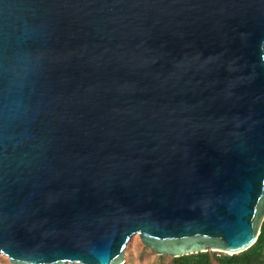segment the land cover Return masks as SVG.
I'll use <instances>...</instances> for the list:
<instances>
[{"label":"water","instance_id":"95a60500","mask_svg":"<svg viewBox=\"0 0 264 264\" xmlns=\"http://www.w3.org/2000/svg\"><path fill=\"white\" fill-rule=\"evenodd\" d=\"M263 218L264 0H0L9 264L234 254Z\"/></svg>","mask_w":264,"mask_h":264},{"label":"trees","instance_id":"16d2710c","mask_svg":"<svg viewBox=\"0 0 264 264\" xmlns=\"http://www.w3.org/2000/svg\"><path fill=\"white\" fill-rule=\"evenodd\" d=\"M168 258L171 264H264V218L255 241L241 252L226 254L207 250Z\"/></svg>","mask_w":264,"mask_h":264},{"label":"rangeland","instance_id":"374dc122","mask_svg":"<svg viewBox=\"0 0 264 264\" xmlns=\"http://www.w3.org/2000/svg\"><path fill=\"white\" fill-rule=\"evenodd\" d=\"M158 256L160 255H156L144 247L138 237L133 235L125 245L123 264H171L168 256L163 255L160 258ZM0 264H9V262L0 255Z\"/></svg>","mask_w":264,"mask_h":264},{"label":"snow or ice","instance_id":"6c2138e0","mask_svg":"<svg viewBox=\"0 0 264 264\" xmlns=\"http://www.w3.org/2000/svg\"><path fill=\"white\" fill-rule=\"evenodd\" d=\"M254 235V234H253ZM252 237L250 236L248 240L244 241V243H249L251 241Z\"/></svg>","mask_w":264,"mask_h":264}]
</instances>
